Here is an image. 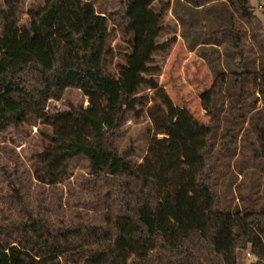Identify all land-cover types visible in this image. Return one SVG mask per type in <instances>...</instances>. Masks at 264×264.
Masks as SVG:
<instances>
[{
	"label": "trees",
	"instance_id": "obj_1",
	"mask_svg": "<svg viewBox=\"0 0 264 264\" xmlns=\"http://www.w3.org/2000/svg\"><path fill=\"white\" fill-rule=\"evenodd\" d=\"M22 1L6 0L0 11V136L37 120L52 131L44 134L33 166L14 148L0 155V264H237L243 252L254 256L251 264H264V202L250 195L244 205L222 204L217 185L224 150L237 142L247 119L241 135L251 148L247 158L264 174L263 113L248 117L241 107L247 103L241 79H251L259 95L252 105L264 101L263 26L250 0H184L194 7L229 5L230 38L242 69L230 108L236 112L232 138L210 155L212 125L146 77L164 46L156 44V33L141 46L135 12L157 0H125L114 12H98L88 0H46L29 10V25L20 26ZM116 27L133 34L118 74L109 69ZM225 80L219 74L201 96L212 120ZM145 84L155 90L147 109L153 129L136 164L118 142ZM69 87L80 89L88 106L50 112L49 101L61 100ZM79 157L90 170L73 180L71 162Z\"/></svg>",
	"mask_w": 264,
	"mask_h": 264
},
{
	"label": "rangeland",
	"instance_id": "obj_2",
	"mask_svg": "<svg viewBox=\"0 0 264 264\" xmlns=\"http://www.w3.org/2000/svg\"><path fill=\"white\" fill-rule=\"evenodd\" d=\"M45 1L23 0L18 14L20 26L29 25V10L43 5ZM88 1L94 4L98 12H114L125 0ZM6 8V0H0V11ZM135 13L141 27V46L145 47L154 33L156 44L164 46L153 54L150 62L153 70L146 77L158 82L176 105L189 107L199 120L212 125L208 154L218 153L232 138L229 129L236 112L230 111V108L235 105L239 93V88L234 87L236 72L242 71L240 59L234 57L230 38L229 5L216 1L194 7L184 0H157L152 6L139 8ZM118 28L112 41L114 57L109 65L110 71L115 74H118V66L125 63L126 55L131 53L133 40L132 33H124ZM255 57L250 56L249 59ZM258 66L255 63L252 68ZM221 73L225 74L226 80L215 96L218 116L212 120L203 107L201 96L212 87ZM251 81L241 79L240 82V88L245 93L243 101L247 102L241 106L242 111L250 117L260 109L264 120V101L260 99L255 106L252 105L259 95L252 91ZM154 94L155 90L147 84L139 88L137 96L140 103L128 113L118 142L121 151L130 150V158L136 164L142 162L146 155L152 135L153 124L147 109L154 102ZM88 103V97L80 89L69 87L61 100H50L47 109L56 112L72 106L87 107ZM248 124L249 119L242 124L237 142L223 153L224 161L217 175L222 204L226 199H232V204L244 205L252 196L259 199V203L264 202V174L260 171V163L254 164L247 158L251 148L248 141L241 138ZM51 131L49 126L38 120L24 122L18 128L11 127L0 136V155L7 147L14 148L27 165L33 166L34 155L44 149V134ZM248 138L255 141L256 134L251 131ZM89 170V162L84 157L71 162L73 180L87 175ZM228 240V232H225L222 244L227 245ZM253 261L255 259L243 252L237 264H251Z\"/></svg>",
	"mask_w": 264,
	"mask_h": 264
},
{
	"label": "water",
	"instance_id": "obj_3",
	"mask_svg": "<svg viewBox=\"0 0 264 264\" xmlns=\"http://www.w3.org/2000/svg\"><path fill=\"white\" fill-rule=\"evenodd\" d=\"M251 6L254 8V15L261 21L263 26V34H264V0H250Z\"/></svg>",
	"mask_w": 264,
	"mask_h": 264
},
{
	"label": "built area",
	"instance_id": "obj_4",
	"mask_svg": "<svg viewBox=\"0 0 264 264\" xmlns=\"http://www.w3.org/2000/svg\"><path fill=\"white\" fill-rule=\"evenodd\" d=\"M247 255L254 259V256L250 252H247Z\"/></svg>",
	"mask_w": 264,
	"mask_h": 264
}]
</instances>
